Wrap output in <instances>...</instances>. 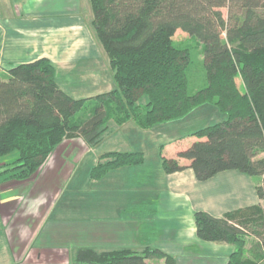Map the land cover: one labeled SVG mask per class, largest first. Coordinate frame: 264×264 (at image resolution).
Here are the masks:
<instances>
[{
	"label": "trees",
	"instance_id": "trees-1",
	"mask_svg": "<svg viewBox=\"0 0 264 264\" xmlns=\"http://www.w3.org/2000/svg\"><path fill=\"white\" fill-rule=\"evenodd\" d=\"M90 2L118 88L76 99L59 86L56 66L47 57L13 65L5 74L0 71V187L31 179L66 136L78 135L94 147L110 130L111 121L122 126L133 120L151 129L214 102L227 119L195 131L197 140L176 157L163 155L162 165L173 173L187 168L180 159L190 160L199 181L230 170L260 178V203L221 217L196 211L194 219L201 240L234 247L225 264H264V0ZM178 30L204 45L207 84L194 94L188 89L190 53L174 42ZM144 95L148 101L139 104ZM89 105L91 112L76 119ZM143 160L142 152H107L91 175L99 179ZM251 237L255 242L247 250ZM151 260L177 264L173 255L152 247L141 252L80 247L72 262L60 264Z\"/></svg>",
	"mask_w": 264,
	"mask_h": 264
},
{
	"label": "crops",
	"instance_id": "crops-1",
	"mask_svg": "<svg viewBox=\"0 0 264 264\" xmlns=\"http://www.w3.org/2000/svg\"><path fill=\"white\" fill-rule=\"evenodd\" d=\"M82 8V0H0V71L5 74L13 65L47 57L56 66L58 84L59 70L75 74L80 59L100 54L82 51L83 22L76 19ZM64 82L69 83L67 79ZM66 84L59 86L68 93ZM112 90L70 95L90 98ZM135 124L132 120L111 127L110 132L127 129L139 133ZM60 146L31 179L1 185L0 264L68 263L80 247L140 252L152 247L173 255L177 264H225L234 247L201 240L194 213L221 217L261 202L253 177L230 170L199 181L187 159H180L187 166L182 171L167 173L162 168L161 187L144 175V160L112 169L99 181L91 174L81 177L75 170L92 147L69 150ZM124 147L93 151L87 168L96 166L107 152H142ZM186 148L178 145L167 157H176ZM101 179L104 183L99 185ZM85 185L88 190L83 193ZM66 191H70L67 196ZM159 191L163 196H158ZM150 263L157 264V260Z\"/></svg>",
	"mask_w": 264,
	"mask_h": 264
},
{
	"label": "rangeland",
	"instance_id": "rangeland-1",
	"mask_svg": "<svg viewBox=\"0 0 264 264\" xmlns=\"http://www.w3.org/2000/svg\"><path fill=\"white\" fill-rule=\"evenodd\" d=\"M82 5V15H77L76 18L78 20H82L83 22L84 36L81 34V32L80 34L83 36L85 41V47L82 49V51H86L87 53L88 51L93 53L100 52V54L96 53L95 55L92 54L88 57L80 59L78 65L73 71L76 72L75 74H69L68 72L59 70L58 79L60 86L63 87L64 84H66L64 80L67 79L69 83L66 84L65 88L68 93L73 96H91L97 94L99 90H114L118 88L114 77V70L110 64L109 56L103 48L93 23L94 12L91 2L90 0H82ZM223 12L225 15L227 14L226 9H223ZM69 17L70 16L67 18ZM174 42L176 46L187 49L190 53L191 61L187 70L189 78L188 89L190 94H194L207 84L204 45L198 39L190 36L182 30H178L176 32L174 36ZM107 61L109 62V66ZM109 83L111 87H109ZM239 84L243 89L244 86H242L241 79H239ZM147 101L148 96L144 95L140 99L139 104H145ZM92 106L93 105L86 106L85 109H83V111L77 115L76 119L86 117L91 112ZM110 113L113 115V110H111ZM227 117L228 115L224 112H221L214 102H207L195 108L184 118L161 123L151 129L145 130L139 127L140 132L136 134L134 133L135 131H129L127 129L125 131L120 130L118 131L120 133L117 132V134L111 133L110 131L112 130H108L104 134L102 141L96 146L92 147V150L94 152H103L113 149L117 150L125 148V145H128V147L133 149H140L145 161L144 175L151 178L155 187L157 185L161 187L163 173L161 152H163V154L166 156H170V154H172L171 151H173L178 145L189 147L195 140H197V138L193 135L195 131L203 127L221 122L227 119ZM110 124L111 127L117 126L116 122L114 121H111ZM114 131H116V129ZM60 145V147H67L69 150L73 149L75 146H78L80 149L91 148V146H89L83 140V138L78 135L71 137L66 136ZM93 151H90L85 157H83V160L78 163L79 165L77 164L78 167L76 166L77 170H75V174H78L81 177H83L84 174H87V177L91 174L93 167L87 168V162L92 158V153H94ZM51 154L47 159H51ZM2 163H4L3 160H0V165ZM86 169L90 171H86L85 173ZM1 171H3V167L1 168L0 166V172ZM97 181L99 180L97 179ZM147 181L150 182L149 180ZM254 181L255 183H258L260 178L255 177ZM102 182L104 183L103 179H101L98 184L101 185ZM85 188L86 189H81V192L84 193L86 190H88L86 185ZM65 193L67 196L70 194V191H66ZM159 195L163 196L162 192L160 193L159 191L158 196ZM155 232L158 233V231ZM254 242L255 238L251 237L247 245V250L251 248ZM248 254L249 253L247 252V255ZM198 258L204 259V257L201 255H199ZM206 260H210V257H206ZM160 263L165 264L163 260H157V264Z\"/></svg>",
	"mask_w": 264,
	"mask_h": 264
}]
</instances>
